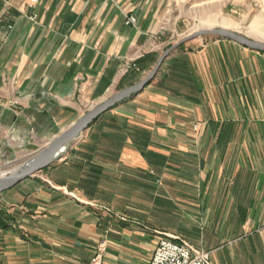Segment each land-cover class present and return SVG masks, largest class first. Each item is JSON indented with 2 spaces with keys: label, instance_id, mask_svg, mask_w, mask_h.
<instances>
[{
  "label": "crops",
  "instance_id": "0c3cea01",
  "mask_svg": "<svg viewBox=\"0 0 264 264\" xmlns=\"http://www.w3.org/2000/svg\"><path fill=\"white\" fill-rule=\"evenodd\" d=\"M173 5L0 0V164L36 154L134 85L141 73L128 67L154 50ZM168 234L213 264H264L263 52L183 43L61 159L0 193V264H90L103 238L105 264H148Z\"/></svg>",
  "mask_w": 264,
  "mask_h": 264
},
{
  "label": "rangeland",
  "instance_id": "374dc122",
  "mask_svg": "<svg viewBox=\"0 0 264 264\" xmlns=\"http://www.w3.org/2000/svg\"><path fill=\"white\" fill-rule=\"evenodd\" d=\"M39 1V0H38ZM174 1L173 8L165 20V32L157 40L153 52L144 54L143 57H139L132 61L128 69L130 71H136L139 74L138 83L143 80L154 68L159 57L169 49L176 42L191 35L197 31L213 28H225L236 31L237 33L258 42L264 43V0H172ZM38 3V2H37ZM36 3V4H37ZM128 18V17H127ZM137 19V18H136ZM138 21V20H137ZM137 24V22H136ZM135 24V25H136ZM220 38L217 36H201L196 38ZM195 39V38H193ZM192 40V39H190ZM190 40L186 41L189 42ZM154 54L149 57V70L146 73H142V69L138 61L145 59L148 55ZM264 54V53H263ZM138 64V65H136ZM136 65V67H134ZM153 82V81H152ZM124 89V88H123ZM115 92H111L106 98L110 97ZM104 98L103 100H105ZM102 100V101H103ZM101 101V102H102ZM90 106L86 111L95 107L99 103ZM16 104V103H15ZM84 113V114H85ZM83 114V115H84ZM35 155V154H34ZM34 155L25 159L13 160L10 163L0 164V175L14 172L15 169L21 167V164L31 159ZM153 171V173H151ZM150 174L154 178V182L160 188L165 185V179L162 175H159L155 170H150ZM161 179V185L156 182ZM182 237V236H181ZM186 239V238H185ZM190 241L196 247L194 242ZM207 251V250H206ZM152 251L149 253V258L152 255Z\"/></svg>",
  "mask_w": 264,
  "mask_h": 264
},
{
  "label": "water",
  "instance_id": "95a60500",
  "mask_svg": "<svg viewBox=\"0 0 264 264\" xmlns=\"http://www.w3.org/2000/svg\"><path fill=\"white\" fill-rule=\"evenodd\" d=\"M206 35L227 39L244 47L264 53V43L251 40L236 31L225 28L205 29L188 35L164 51L156 62L154 68L143 80L118 91L95 107L91 108L88 112L73 122L67 129L63 130L59 135L49 141L47 145L38 151L31 159L26 161L27 166L25 168L17 172H9L4 175H0V193L14 187L23 180L36 175L38 172L46 169L61 159L64 153L68 150L69 146L77 141L81 137L82 133L86 131L96 121V119L142 92L155 79L164 61L169 57L174 49L190 39Z\"/></svg>",
  "mask_w": 264,
  "mask_h": 264
},
{
  "label": "built area",
  "instance_id": "2783aa9c",
  "mask_svg": "<svg viewBox=\"0 0 264 264\" xmlns=\"http://www.w3.org/2000/svg\"><path fill=\"white\" fill-rule=\"evenodd\" d=\"M38 0H29L30 7H33ZM35 17H33L34 19ZM136 17L129 16L125 24L135 25ZM264 57V54H263ZM136 67V65H134ZM196 127V126H195ZM153 173V171H151ZM161 179L157 180V184L161 185ZM120 221H127L124 215L118 216ZM108 248V241L103 238L93 254L90 264H105L104 255ZM148 264H213L210 253L204 249H200L192 244L184 237L168 234L158 239L157 244L149 258Z\"/></svg>",
  "mask_w": 264,
  "mask_h": 264
},
{
  "label": "trees",
  "instance_id": "16d2710c",
  "mask_svg": "<svg viewBox=\"0 0 264 264\" xmlns=\"http://www.w3.org/2000/svg\"><path fill=\"white\" fill-rule=\"evenodd\" d=\"M180 46H182V45H180ZM180 46H178V47H180ZM178 47H177V48H178ZM143 60H144V59H140V60L138 61V64H141V63L143 62ZM138 64H136V65H138ZM151 83H152V82H151ZM151 83H150V84H151ZM150 84H149V85H150ZM113 109H114V108H113ZM113 109H111V110H113ZM111 110H109V111H111ZM109 111H108V112H109ZM106 113H107V112H106ZM103 115H104V114H103ZM103 115H102V116H103ZM102 116H100L98 119H96V121H95L93 124H95L96 122H98V121L102 118ZM93 124H92V125H93ZM92 125H91V126H92ZM91 126H90V127H91Z\"/></svg>",
  "mask_w": 264,
  "mask_h": 264
},
{
  "label": "bare ground",
  "instance_id": "6f19581e",
  "mask_svg": "<svg viewBox=\"0 0 264 264\" xmlns=\"http://www.w3.org/2000/svg\"><path fill=\"white\" fill-rule=\"evenodd\" d=\"M26 166H27V162H26V164L22 165L21 167L15 169L14 172L20 171V170H22L23 168H25Z\"/></svg>",
  "mask_w": 264,
  "mask_h": 264
}]
</instances>
